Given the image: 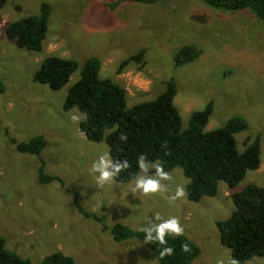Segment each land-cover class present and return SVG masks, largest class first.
Wrapping results in <instances>:
<instances>
[{
  "label": "rangeland",
  "instance_id": "obj_1",
  "mask_svg": "<svg viewBox=\"0 0 264 264\" xmlns=\"http://www.w3.org/2000/svg\"><path fill=\"white\" fill-rule=\"evenodd\" d=\"M52 5L49 29L40 52L19 48L8 38L6 27ZM115 0H8L0 13V236L7 248L33 264L56 252L74 258L76 264H160L138 239L116 242L110 230L79 212L105 216L106 224H126L140 230L146 217L154 222L178 217L184 235L201 248L195 264H231V250L220 241L218 221L228 219L235 205L232 193L254 183L264 185V21L250 9H215L204 0H167L153 5ZM20 6L21 9L17 7ZM202 50L195 61L177 67L175 56L182 47ZM146 49V64L131 63L117 69L125 58ZM50 55L73 59L78 70L60 90L33 80L42 61ZM102 61L101 79H111L127 91L128 106L155 99L166 83L178 86L175 105L183 128L190 114L214 102L206 130L223 127L234 116H244L249 128L236 134L239 149L246 139L261 135V166L248 171L234 189L220 183L216 197L192 202L187 197L188 179L182 168L169 173L162 191L130 193L129 183L98 187L90 168L99 155L109 152L105 141H90L80 132L83 113L64 111L68 89L81 78L86 62ZM77 115L79 121L71 117ZM5 130H8L9 137ZM46 140L42 157L45 172L62 183L39 182L40 159L20 153L16 144L36 135ZM148 175H154L149 164ZM140 174V173H139ZM178 187L185 196L173 200ZM103 208L106 211H103ZM245 264H264L255 257Z\"/></svg>",
  "mask_w": 264,
  "mask_h": 264
},
{
  "label": "trees",
  "instance_id": "obj_2",
  "mask_svg": "<svg viewBox=\"0 0 264 264\" xmlns=\"http://www.w3.org/2000/svg\"><path fill=\"white\" fill-rule=\"evenodd\" d=\"M167 0H115L112 9L121 3L132 2L153 5ZM206 4L223 10L250 9L264 21V0H204ZM8 0H0V13ZM21 9L20 6L17 7ZM52 5L45 1L39 14L25 17L9 23L6 34L15 41L19 48L40 52L47 37ZM202 50L194 45H187L175 56L177 67L198 59ZM146 49L121 61L117 72L122 73L131 63L146 64ZM102 61L90 58L81 72V78L69 89L63 109L68 112L77 108L83 113L80 132L92 142L105 141L114 160H128L129 168L123 170L115 181L129 183L140 173L138 158L143 155L149 164L159 163L168 174L175 168H182L188 179L187 197L192 202H199L204 197H216L221 182L230 189L236 188L246 177L248 171L261 166L262 137H248L246 147L240 150L236 134L249 128L248 120L241 115L231 118L223 127L206 130L214 111V102L210 101L203 110L190 114L188 127L183 128V121L175 97L178 86L174 79L166 83L165 90L155 99L128 106L127 91L111 79H101ZM79 63L56 55L47 56L35 72L36 83L48 85L53 90L62 89L78 70ZM6 85L0 79V93ZM9 137L8 130H5ZM16 150L24 154L36 155L41 162L39 182H63L58 176L45 172L42 152L46 146L44 135H36L25 142H18ZM155 174V168L151 171ZM235 205L231 216L217 222L221 243L231 250V260L236 264H245L255 257L264 258V185L251 183L243 190L232 193ZM77 209L87 218H91L110 230L116 242L138 239L144 243V233L123 223L113 226L106 224L105 216L87 211L75 197ZM103 211H106L103 208ZM187 244L188 251H184ZM155 255L160 264H195L201 255V248L189 237L170 238L168 246L175 252L163 260L159 259L160 246L145 244ZM0 264H33L7 248L6 239L0 236ZM41 264H76L73 257L62 252L46 256ZM92 264H110L98 262Z\"/></svg>",
  "mask_w": 264,
  "mask_h": 264
},
{
  "label": "clouds",
  "instance_id": "obj_3",
  "mask_svg": "<svg viewBox=\"0 0 264 264\" xmlns=\"http://www.w3.org/2000/svg\"><path fill=\"white\" fill-rule=\"evenodd\" d=\"M71 119L73 121H79L80 117L73 115ZM137 165L140 169V174L134 177L130 193L135 195V193L141 192L144 195H149L162 191L165 187L163 181L170 179L169 174L165 172L163 166L156 163L153 165L155 174L148 175L149 165L146 162V157L143 155L138 158ZM128 168V160H114L110 153L105 152L99 155L92 163L90 174L93 175L97 186L102 188L106 184H113L121 172ZM184 196V188L178 187L172 199L175 200ZM141 231L144 233L145 244H158L160 246L159 259L163 260L168 256H172L175 252L174 247L168 246L169 239L183 236L185 229L178 217L172 216L167 219H162L160 216L155 215L154 222L150 217L145 218ZM182 248L184 251L189 250L187 244H183ZM232 264H236V261H232Z\"/></svg>",
  "mask_w": 264,
  "mask_h": 264
}]
</instances>
